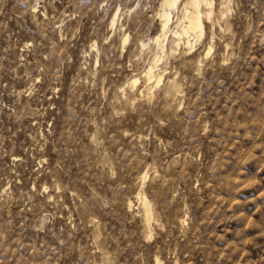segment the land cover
I'll return each instance as SVG.
<instances>
[{
  "label": "rangeland",
  "instance_id": "1",
  "mask_svg": "<svg viewBox=\"0 0 264 264\" xmlns=\"http://www.w3.org/2000/svg\"><path fill=\"white\" fill-rule=\"evenodd\" d=\"M177 2L0 0V264H264V0Z\"/></svg>",
  "mask_w": 264,
  "mask_h": 264
},
{
  "label": "bare ground",
  "instance_id": "2",
  "mask_svg": "<svg viewBox=\"0 0 264 264\" xmlns=\"http://www.w3.org/2000/svg\"><path fill=\"white\" fill-rule=\"evenodd\" d=\"M181 4V3H179ZM177 0H163V3H162V6H163V9L162 10L163 12V15L161 14V16L164 17V20L162 19V33L157 36L155 39H156V42L157 41H160L162 35L165 33L166 31V28L167 25H169V22L171 20V12L173 9H176V8H179V6ZM185 4V3H184ZM201 4H209L208 0H187V3L186 5L183 7V11L185 16L188 18V26L184 28V30H190V31H197L198 33H202V29H203V21L201 19V11L199 9V6ZM191 8V10H189ZM184 16V17H185ZM203 16V15H202ZM185 17V18H186ZM186 18V19H187ZM174 27V26H173ZM182 30V31H184ZM186 30H185V33H186ZM184 33V34H185ZM200 33V34H201ZM164 37V36H163ZM178 37V36H177ZM179 38V37H178ZM163 39V38H162ZM164 41V40H163ZM125 43V41H124ZM163 43V42H162ZM189 43V42H187ZM161 44V42H160ZM164 45V44H163ZM163 47V46H162ZM165 51V47H163ZM171 50V49H170ZM173 52V51H171ZM154 67V66H153ZM147 69V68H146ZM154 69V68H153ZM153 69L150 67L148 68L145 72H144V79L148 80V81H151L152 79H156L155 81L157 83L160 82L161 80V77L160 75H156L154 73L156 72H153ZM154 82V81H152ZM148 83V82H147ZM156 83V84H157ZM137 84V81L135 80L134 81V86ZM144 87V86H143ZM147 87V86H146ZM149 90V89H148ZM140 180L143 182V184L145 183L147 177H148V172H141L140 173ZM142 189V188H141ZM135 195V194H134ZM136 200L142 205V208H143V212H144V215H143V221L145 223V228H146V231H148L149 229V226H150V222L151 220L153 219V216H154V212H153V205L151 203V201L149 200V198L147 197V194L143 191V190H140L137 195H136ZM139 204V205H140ZM129 210H132L133 208V205H134V201L130 198L129 199ZM127 205V206H128ZM129 212V211H128ZM152 223V222H151ZM149 237H152V233H151V230L149 232Z\"/></svg>",
  "mask_w": 264,
  "mask_h": 264
}]
</instances>
